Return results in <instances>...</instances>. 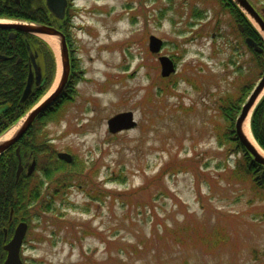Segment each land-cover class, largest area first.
Listing matches in <instances>:
<instances>
[{
	"label": "rangeland",
	"instance_id": "rangeland-1",
	"mask_svg": "<svg viewBox=\"0 0 264 264\" xmlns=\"http://www.w3.org/2000/svg\"><path fill=\"white\" fill-rule=\"evenodd\" d=\"M249 1L264 19V0ZM72 8L64 89L74 98L38 125L36 143L46 136L76 164L54 195L55 182L33 171L48 209L38 198L25 212L24 262L264 264V190L234 177L245 154L219 109L246 72L254 85L262 71L234 18L218 0H74ZM151 34L163 41L159 54L148 49ZM158 55L175 64L168 77ZM57 62L47 95L59 81V51ZM123 111L136 126L111 133L108 118Z\"/></svg>",
	"mask_w": 264,
	"mask_h": 264
},
{
	"label": "trees",
	"instance_id": "trees-1",
	"mask_svg": "<svg viewBox=\"0 0 264 264\" xmlns=\"http://www.w3.org/2000/svg\"><path fill=\"white\" fill-rule=\"evenodd\" d=\"M224 1H228L229 3H225L222 7H230L229 10L232 17L243 22V36L252 37L263 48L261 53L254 52L253 57L255 69H262L264 66V40L252 23L231 0ZM9 5L0 2V15L11 16L16 11H21L22 9L23 13L26 14V9L24 7L27 4L22 5L11 2ZM42 8L46 11L44 6H42ZM48 16H42L40 13L37 15L34 11L30 12L29 15L33 21L51 23L53 17L51 15ZM36 40L38 42L34 41L37 44L39 43L37 49L43 57L42 64H44L43 67L46 74V83L43 84L40 90L33 89L31 94L24 101H21V94L25 86L26 67H23L20 64H15V62L16 59L20 57H22L23 61H25L24 59L27 60V45L29 42L26 37L19 38L17 41L8 40L6 49L10 58L5 62L6 67L4 69L0 68V134L15 123L42 96V94L49 88L54 78L56 69L54 54L46 42L40 38H36ZM21 43L22 46H20ZM246 73L247 77L252 74V72ZM247 77L245 78V82L239 85L238 94L227 95L220 100L221 105L219 109L223 116L229 121V133L230 135L232 134V139L236 142H238V140L235 137L234 131H232L233 121L239 112L245 96H247L253 86V79H251L250 82H247ZM71 81L72 74L69 77L68 84ZM71 91L74 92L75 90L71 89ZM72 98L73 95H70V88L67 90L65 89L62 97L57 101V105L55 104L45 114L40 115L37 119L38 121H36V123L34 122L32 127L28 130V138L20 141H23L24 143L22 145L24 150L27 152H33L32 157L37 161L36 172L44 178L51 179L53 183L55 182L54 192H52L51 195L58 193L59 187L64 186L61 185V183H65L67 180L65 178V170H69L70 167L74 165H67V163L56 157V150L46 143V136H43L44 138L39 143H36V136L41 134V129H39L40 127L38 128V125L42 126L45 120L54 119L56 115L61 112V109L59 111L61 103L66 102V100H72ZM250 126L255 140L264 149V96L252 113ZM17 144L19 143H16L13 147L0 154V263L5 256V251L2 248L4 243L3 228L5 227L10 235L18 220H28L25 218V212L29 210L28 207L30 205L33 206L35 204V200L38 198L41 199V188L44 185L43 180L38 182L37 179L31 184L30 181L33 174L30 176L22 174L19 179L15 181V171L17 168L15 147ZM239 146L242 148L241 150L244 152L245 158L244 162L242 160L236 161L235 169L233 171V174H235L234 177L241 179L250 178L255 188L264 189V167L256 164L249 153H247L241 145ZM71 164H76L74 159ZM55 173H59L60 177L53 176ZM24 176L26 178H24ZM43 202L42 199L39 201L40 208L44 207V210H47L48 205ZM11 209L13 210V213L12 218L9 219ZM34 214L35 213H33V215ZM24 264L26 263L24 262Z\"/></svg>",
	"mask_w": 264,
	"mask_h": 264
},
{
	"label": "water",
	"instance_id": "water-1",
	"mask_svg": "<svg viewBox=\"0 0 264 264\" xmlns=\"http://www.w3.org/2000/svg\"><path fill=\"white\" fill-rule=\"evenodd\" d=\"M235 4L246 14V16L254 22L259 28V30L264 35V20L259 15V13L254 9L248 0H233ZM48 6L53 10L57 17L63 15V1L62 0H48ZM0 28H14L25 32L34 33L36 35H50L56 36L59 40L58 51H59V63L61 67V73L59 77L58 84L55 89L48 94L46 97L42 98L38 103L32 106L15 124L10 127L5 133L13 129L14 132L6 138H3L5 133L0 136V154L6 151L8 148L13 146L27 131V129L32 125L33 121L42 112L48 109L51 104L61 95L69 75V57L68 50L65 43V37L62 32L54 27L46 26L44 24H21L15 21H0ZM161 39L155 35H151L149 38V49L151 52H158L161 47ZM246 43L251 46L254 51L261 52L262 49L258 44L251 38H246ZM1 57V56H0ZM161 66V75L168 76L174 71L173 61L163 55L159 58ZM37 71V70H36ZM38 81V80H37ZM31 74L27 80V84L23 90L21 101H24L31 93ZM264 94V70L252 88L251 92L247 96L245 102L242 104L241 109L236 116L234 123V131L239 142L245 147V149L252 155L255 162L264 166V155L261 154L251 140L247 137V134L243 130V126L247 117H250L254 107ZM136 125V121L133 118L132 111L118 112L112 115L107 120L108 130L111 133H116L122 130L130 129ZM16 154L18 157V167L16 170V178L20 175L22 171L21 156L19 153V146L16 147ZM57 156L64 159L66 162L72 160L71 155L67 152H58ZM34 168V161L28 167V173H30ZM27 223L21 221L17 224L14 232L10 239L4 243L3 249L6 251V256L1 264H23L20 256V248L26 233ZM7 231L4 229V237L6 239Z\"/></svg>",
	"mask_w": 264,
	"mask_h": 264
},
{
	"label": "flooded vegetation",
	"instance_id": "flooded-vegetation-1",
	"mask_svg": "<svg viewBox=\"0 0 264 264\" xmlns=\"http://www.w3.org/2000/svg\"><path fill=\"white\" fill-rule=\"evenodd\" d=\"M62 1H63V15L61 17H57L55 12L49 8L48 0H0L1 3H4L6 5H9L11 2H15L16 4H22V5L27 4L24 7L26 9V14L23 13V9L21 11L18 10L11 16L0 15V21H4V20L16 21L18 23L28 24V25L39 23V24H44L46 26L54 27V28L60 30L65 35L66 43H67V45H69V43H68L69 33L67 30V26L70 23V14L72 13V10H73L72 6H73L74 0H62ZM218 1L220 2V4L222 6L225 3H229L228 1H224V0H218ZM39 6H40L41 10H40ZM42 6H44V8L47 12L43 10ZM229 9H230V7H225L224 12L228 13V15L231 17V12ZM33 11L37 15H39V13L42 16L51 15L53 17V19H52L53 21L52 22L50 21L51 23H41V22L33 21L32 18L29 17L30 12H33ZM234 20H235V24L237 26V34L243 41V22L238 21L235 18H234ZM212 35H214V33ZM23 37H26V39L29 42V44L27 45L28 57H27V60L24 59L25 61H23L22 57L17 58L15 64H20L21 66L26 67L25 86L27 84L29 74H31V80H32L31 90H33V89L40 90L42 88L43 84L46 83V74H45V70L43 67L44 64H42L43 63V57L40 55V52L37 49L39 43L38 44L36 43V42H38L36 40V38H39V37L36 34L30 33V32H25V31H22L19 29H14V28H0V56H1L0 57V68L4 69L6 67L5 62L10 58L7 54V49H6L8 40L17 41V40H19V38H23ZM149 38H150V35L148 36V39ZM148 42H149V40H148ZM20 46H22V43L20 44ZM70 69H71V62H70ZM25 86H24V88H25ZM24 88H23V90H24ZM37 119H38V117L35 119V123H36V121H38ZM28 130L22 135V137L18 141V143H19L18 145L20 147V152H21L20 153L21 164L23 166L22 171H21V175L25 174V173L29 174L27 172L28 167H29V164H27L29 162L28 161L29 158H30V162L34 161L35 165L37 163L36 159L34 157H32L33 152L32 151L27 152L26 150H24L23 146H22L24 143H23V141L20 142L21 140L28 138V135H29Z\"/></svg>",
	"mask_w": 264,
	"mask_h": 264
},
{
	"label": "bare ground",
	"instance_id": "bare-ground-1",
	"mask_svg": "<svg viewBox=\"0 0 264 264\" xmlns=\"http://www.w3.org/2000/svg\"><path fill=\"white\" fill-rule=\"evenodd\" d=\"M41 38L48 44L50 49L52 50L55 60L58 61V38L56 36H50V35H41ZM16 127L9 130L3 138L8 137L11 135ZM244 132L247 134V137L251 140V142L255 145L257 150L264 155V150L257 144L255 138L252 135L250 124H249V117L245 120L244 126H243Z\"/></svg>",
	"mask_w": 264,
	"mask_h": 264
}]
</instances>
